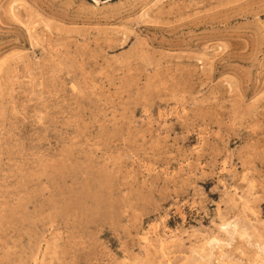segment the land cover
Here are the masks:
<instances>
[{"label":"rangeland","instance_id":"rangeland-1","mask_svg":"<svg viewBox=\"0 0 264 264\" xmlns=\"http://www.w3.org/2000/svg\"><path fill=\"white\" fill-rule=\"evenodd\" d=\"M0 264H264V0H0Z\"/></svg>","mask_w":264,"mask_h":264},{"label":"bare ground","instance_id":"bare-ground-1","mask_svg":"<svg viewBox=\"0 0 264 264\" xmlns=\"http://www.w3.org/2000/svg\"><path fill=\"white\" fill-rule=\"evenodd\" d=\"M229 224V223H228ZM231 224V223H230ZM232 225V224H231ZM227 228V227H226ZM231 229V228H230ZM226 231V230H225ZM232 233V232H231ZM229 234H230V232H229ZM208 243H210V242H208ZM208 245V244H207ZM210 248V247H209Z\"/></svg>","mask_w":264,"mask_h":264}]
</instances>
